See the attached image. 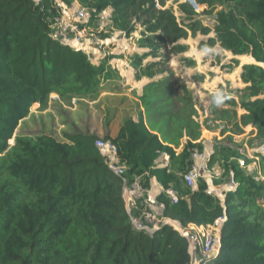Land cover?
<instances>
[{
    "label": "trees",
    "instance_id": "16d2710c",
    "mask_svg": "<svg viewBox=\"0 0 264 264\" xmlns=\"http://www.w3.org/2000/svg\"><path fill=\"white\" fill-rule=\"evenodd\" d=\"M76 1L95 10L92 20L108 5L121 13L128 4L127 0ZM214 2L225 6L214 28L220 46L264 64V0L209 4ZM52 3L0 0V264H190L188 242L173 227L163 225L150 234L133 226L123 199V181L107 167L95 146L96 137L72 134L61 143L46 135H17L10 147L19 122L32 105L44 106L51 93L63 100L93 99L98 93L100 67L91 64L85 53L49 37L58 14ZM113 24L120 29L127 26L119 20ZM241 78L249 85L242 119L264 139V69L244 65ZM159 114L162 121H155V128L127 120L114 138L104 139L116 146L120 162L127 167L125 176L145 172L163 189L171 186L177 203L171 204L163 193L157 201L164 207L162 217L183 227L212 225L226 217L219 252L204 264H264V207L259 202L264 200V182L257 185L232 164L225 166V174L231 169L237 189L246 191H234L235 204L229 203V192L222 206L207 193L203 180L191 191L182 174L170 164L156 168L155 161L166 153L169 162L177 160L183 167L189 157L187 147L178 154L173 148L186 135L188 147L201 151L202 145L193 143L199 133L189 132L198 125L184 110L171 117Z\"/></svg>",
    "mask_w": 264,
    "mask_h": 264
},
{
    "label": "rangeland",
    "instance_id": "374dc122",
    "mask_svg": "<svg viewBox=\"0 0 264 264\" xmlns=\"http://www.w3.org/2000/svg\"><path fill=\"white\" fill-rule=\"evenodd\" d=\"M60 1L53 0L52 3L59 12ZM127 1L121 13L112 5L105 7L104 10L112 12L109 25L100 23L96 17L89 21L84 34L82 26L79 24L78 27L83 34L82 43L88 42L90 48L98 52L87 55L91 64L100 67L97 95L93 99L69 96L63 100L51 93L44 106L32 105L29 115L19 122L8 143L13 146L17 135H46L61 143L67 142L66 137L72 134L111 139L127 120L143 122L151 129L155 128V121H162L159 113L171 117L184 110L198 125L189 130L193 136L199 133L194 142L201 140V145L205 142L212 145L214 153L206 179L211 180L209 187L223 192L220 197L224 206L229 193L224 190L230 185L225 166L235 164L234 151L224 144L240 147L236 138L242 139L245 134L247 124L242 117L246 111L242 101L247 99L246 87L249 85L242 81L241 75L243 66L255 61L250 55L235 56L220 46L214 28L217 14L225 10V6L217 2L210 5L212 0ZM75 2L79 4L76 0L65 4L72 6ZM115 20L126 23V29L115 28ZM75 35L70 31L65 33L67 39H73ZM122 39L127 43L124 48L114 42L102 44ZM260 65L264 69V64ZM128 70L132 72L130 81L126 76ZM217 92L223 96L219 105L214 102ZM159 125L162 128L164 122ZM187 138L183 135L180 139L189 154L183 167L177 160L169 162L170 167L182 175L188 171L192 153L197 149L188 147ZM258 139L263 140L259 136ZM217 166L220 167L219 175L213 174L218 171ZM261 167L264 170L262 164ZM124 181L128 189L136 183L141 195L134 207L125 203L133 226L150 228L157 224L160 227L163 219L158 196L155 203L144 202L150 198L148 193L151 191L147 174L124 176ZM255 182L257 185L262 183L256 179ZM229 191L232 192L228 194L230 204L238 202L235 192H246L245 189L234 192V188ZM259 202L264 207V200Z\"/></svg>",
    "mask_w": 264,
    "mask_h": 264
},
{
    "label": "built area",
    "instance_id": "2783aa9c",
    "mask_svg": "<svg viewBox=\"0 0 264 264\" xmlns=\"http://www.w3.org/2000/svg\"><path fill=\"white\" fill-rule=\"evenodd\" d=\"M34 1L36 3L40 2V0ZM60 2L61 3L58 6L61 12L57 11L58 16L54 18L53 23L50 26L49 37L67 46H71L69 44L70 41H77L78 43H82V35L84 34L85 29L89 24V21L92 19L95 10L83 8L77 2H75L72 6L68 5L69 7L62 0ZM111 13V11L108 12L106 10H103L97 15H95V18L98 17L100 23H105V26H107L110 24L109 20L111 18ZM79 24L83 28V34L79 32ZM66 31L73 32L74 34L76 33V35L73 39H67L65 36ZM102 44L108 45L111 44V42L106 41ZM75 50L78 49L75 48ZM90 54L93 55V53L91 52H86V55H88V57ZM244 130L245 134L243 135V138H236L239 139L240 143L238 144L240 145V147H232V145H230L229 143H225L224 145L234 151L235 155L233 161H235L237 168L240 169L245 176L252 177L256 180H259L260 182H264V170H262L261 167V164H263L264 161V139H258L257 129L253 125H247V128H245ZM197 142L201 144V140ZM202 145L203 146L201 151H199L198 149H195L193 151L192 158L190 160L191 164L188 168V171L182 176L187 187H189L191 191L197 190L199 180H203L207 184V186L211 184V180L206 179L210 172L206 171L208 170V164L213 156L214 151L210 143L205 142ZM95 146L99 150L101 156L104 158V161L109 170L115 176L122 179L123 197L125 196V203H128L134 207L136 201L141 196L138 191L139 187L136 183H134L132 184L131 189L126 188L127 186L126 182L124 181V176L127 171V167L120 162L117 156L116 146L109 140L104 139H97L95 142ZM182 148L183 143H181L178 148L173 149L175 153L178 154L180 153ZM155 167L160 169L168 168L169 156L166 153H162L159 158L155 161ZM217 170L218 171L213 172V174L219 175V166H217ZM227 176L230 178V185L224 191H226V193L231 192L229 190H233V188L234 191H236L238 184L234 180V173L231 169L229 170ZM162 193L169 199L171 204L177 203L178 195L171 186L168 189H162ZM207 193L217 198L223 206V200L220 197L223 193L221 190L215 191L213 187L211 188L208 186ZM144 202L155 203V197L153 199H151V197H148L147 200H145ZM159 209L163 214L164 207L162 204L159 205ZM162 219V224L160 226L169 225L173 227V229L178 232V234L182 238L187 240L188 251L191 259L190 264H204L205 260L215 258L217 256L220 246L221 229L226 220L225 216L217 219L212 225L207 226H196L193 224H189L183 227L175 221L166 220L163 217ZM134 227L137 230H145L150 234L159 229V225L157 224L150 228L144 227L142 225H136Z\"/></svg>",
    "mask_w": 264,
    "mask_h": 264
},
{
    "label": "bare ground",
    "instance_id": "6f19581e",
    "mask_svg": "<svg viewBox=\"0 0 264 264\" xmlns=\"http://www.w3.org/2000/svg\"><path fill=\"white\" fill-rule=\"evenodd\" d=\"M110 42L119 43L120 48L121 47L124 48V47L127 46V43L124 42V39H122V40H113V41H110ZM69 44L71 45L72 48H76L78 50L82 49L83 51H85L87 53L91 52V53H94L95 55L98 54L97 50L95 51V49L90 48L88 42H86V43H78L77 41H70ZM253 61H255V60L253 59ZM131 74H132L131 70H128L126 76L128 77L129 81H130ZM152 186H153V190H152V192L150 194L151 199H153V197L158 193V188H157V186H156V184L154 182H153Z\"/></svg>",
    "mask_w": 264,
    "mask_h": 264
},
{
    "label": "crops",
    "instance_id": "0c3cea01",
    "mask_svg": "<svg viewBox=\"0 0 264 264\" xmlns=\"http://www.w3.org/2000/svg\"><path fill=\"white\" fill-rule=\"evenodd\" d=\"M118 130H119V129H117V131L114 133V135H112V137L117 135ZM154 133H155V132H154ZM153 182L156 184V186H157V188H158V193L154 196V197H156V196H159V195L162 193V189H163V188L158 184V182L156 181L155 178H151V179H150V183H149V185H150V190H151V191H150L148 194H151V192H152V190H153V186H152ZM160 192H161V193H160Z\"/></svg>",
    "mask_w": 264,
    "mask_h": 264
},
{
    "label": "clouds",
    "instance_id": "9594fccd",
    "mask_svg": "<svg viewBox=\"0 0 264 264\" xmlns=\"http://www.w3.org/2000/svg\"><path fill=\"white\" fill-rule=\"evenodd\" d=\"M223 100V96L221 93L217 92L215 97H214V102L219 105L220 103H222Z\"/></svg>",
    "mask_w": 264,
    "mask_h": 264
},
{
    "label": "water",
    "instance_id": "95a60500",
    "mask_svg": "<svg viewBox=\"0 0 264 264\" xmlns=\"http://www.w3.org/2000/svg\"><path fill=\"white\" fill-rule=\"evenodd\" d=\"M253 64H255V65H258V66H261L259 63H257V62H255V63H253Z\"/></svg>",
    "mask_w": 264,
    "mask_h": 264
}]
</instances>
